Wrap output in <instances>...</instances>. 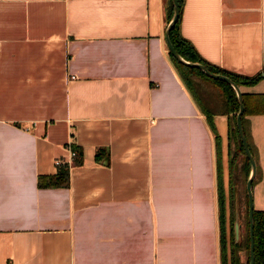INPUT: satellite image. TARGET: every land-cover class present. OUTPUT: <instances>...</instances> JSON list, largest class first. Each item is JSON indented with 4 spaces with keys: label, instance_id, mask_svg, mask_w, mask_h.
Masks as SVG:
<instances>
[{
    "label": "crops",
    "instance_id": "0c3cea01",
    "mask_svg": "<svg viewBox=\"0 0 264 264\" xmlns=\"http://www.w3.org/2000/svg\"><path fill=\"white\" fill-rule=\"evenodd\" d=\"M166 1L0 0V264H222L219 181L242 157L167 52ZM183 5L207 61L264 69V0ZM240 88L264 209V77ZM58 158L68 184L40 186Z\"/></svg>",
    "mask_w": 264,
    "mask_h": 264
},
{
    "label": "trees",
    "instance_id": "16d2710c",
    "mask_svg": "<svg viewBox=\"0 0 264 264\" xmlns=\"http://www.w3.org/2000/svg\"><path fill=\"white\" fill-rule=\"evenodd\" d=\"M178 5L180 7V13L176 19V23L169 31V37L171 38V41L176 49V51L181 54L184 58H187L192 61H197L200 63H203L210 71L215 73H223L227 76H229L234 82L237 84L242 85H251L252 83H255L260 78L264 77V69L261 72H257L255 74H252L251 76L244 75L238 72H233L231 70H228L223 67H218L217 65L207 61L203 56H201L195 49L192 42L186 38L183 37L180 33V17L183 10V3L184 0H177ZM167 6V21L172 15L173 12V6H172V0L166 1ZM171 60L175 64L177 70H179L183 81L187 86H189L196 102L197 100L201 101V96L204 95L208 99H212L216 102V104L220 105L222 104L223 109L220 110L224 113H231L233 128L232 132L235 135L236 143H237V149L239 151V154H243V162L245 165H247V175L250 170V164L249 159L246 156L245 150L243 149L242 142L240 140V135L237 130L236 126V111L239 107V101L237 100L236 93L233 89V87L228 84L223 79H216L214 77H211L207 75L204 71L202 72L201 69L195 67V66H189L184 65L183 63L179 62L173 54L168 50L167 51ZM214 86L211 90L208 87ZM245 93L242 92V97L244 100V110L241 114L242 118V124L244 115L246 113V100L244 98ZM199 104V103H198ZM203 105H200L201 108L204 110L206 116L208 117L209 121H212V115L215 111L210 108V106L207 103H202ZM244 128V125H243ZM245 132V130H244ZM246 133V132H245ZM247 138V136H246ZM248 142V141H247ZM249 146V144H248ZM103 149V148H102ZM251 149V148H250ZM70 151H71V161L72 164L80 163L82 160V151L81 147H79L74 142L70 143ZM106 153V149H104ZM252 151V150H251ZM103 150L98 149L95 151V158L100 160L102 158ZM103 154L106 156V154ZM108 157V154H107ZM237 157V156H236ZM231 158L230 159V169L231 164L237 161V158ZM242 157V158H243ZM106 162V161H105ZM69 163L64 160L56 165V172L54 174H45L44 176L39 177V185L40 186H66L69 182ZM257 172V171H256ZM230 173V172H229ZM256 175V174H255ZM255 178V176H254ZM254 178H253V184H254ZM219 181V180H218ZM245 197L247 199L246 201V219H245V234L242 237L240 235L238 240H235L234 236V219H235V213H234V206L233 204H230V217H229V240H226V231L224 226L225 221V197H223L222 193V181H219V194H218V214H219V230H220V246H221V254H220V260L222 264H242V261L239 258V251L241 249H245L247 251L246 259L244 264H249V241H250V230L249 227V220H248V197L245 193ZM253 245H254V264H264V209L262 208H253Z\"/></svg>",
    "mask_w": 264,
    "mask_h": 264
},
{
    "label": "water",
    "instance_id": "95a60500",
    "mask_svg": "<svg viewBox=\"0 0 264 264\" xmlns=\"http://www.w3.org/2000/svg\"><path fill=\"white\" fill-rule=\"evenodd\" d=\"M172 6H173V12H172V15L171 17L169 18V20L167 21V25L165 27V30H164V38H165V41H166V44H167V48L168 50L171 52V54H173L175 56V58L183 63L184 65H189V66H195L199 69H201V71L205 72L207 75L211 76V77H214L216 79H223L225 80L228 84H230L235 93H236V97H237V100L239 101V107L236 111V126H237V130H238V133L240 135V140L242 142V146H243V149L245 150V153H246V156L248 157L249 159V164H250V170H249V173L247 175V178H246V195L248 197V213H249V216H248V220H249V230H250V241H249V245H250V249H249V264H254V245H253V233H254V229H253V222H254V219H253V178L256 174V171H257V164H256V161H255V157L251 151V149L249 148L248 146V142H247V138H246V133L244 132V129H243V124H242V112L244 110V100H243V97H242V91H241V88L239 86V84H237L236 82H234L229 76L223 74V73H215V72H212L210 71V69H208L203 63H200V62H197V61H192V60H189L187 58H184L181 54H179L172 41H171V38L169 37V31L170 29L174 26V24L176 23V19L180 13V7L178 5V1L177 0H172ZM235 219H234V225H233V229H234V236H235V240H238L239 237H240V229H239V215L237 213V210L235 208Z\"/></svg>",
    "mask_w": 264,
    "mask_h": 264
},
{
    "label": "rangeland",
    "instance_id": "374dc122",
    "mask_svg": "<svg viewBox=\"0 0 264 264\" xmlns=\"http://www.w3.org/2000/svg\"><path fill=\"white\" fill-rule=\"evenodd\" d=\"M210 90L214 88V86L208 87ZM201 101L199 100V105H203L202 103H207L212 110L220 111L223 109L222 104L218 105L215 101L212 99L206 98L204 95L201 96ZM244 127L247 128V122L244 120ZM244 129V128H243ZM232 155V152H231ZM241 157H243V154H241ZM244 157L241 161H236L231 164V169L229 170L230 173H228L226 179H222V193L223 197H225V231H226V240H229V217H230V204H233L234 211L235 208L237 210V213L239 215V229H240V235L243 237L245 234V219H246V178H247V165L243 162ZM243 166V167H242ZM242 167V168H241ZM221 174V171H220ZM260 171L257 169L254 183L256 182V178L259 176ZM221 181V178H220ZM255 208V207H254ZM239 258L242 261V264L245 263L247 251L243 248L239 251Z\"/></svg>",
    "mask_w": 264,
    "mask_h": 264
},
{
    "label": "built area",
    "instance_id": "2783aa9c",
    "mask_svg": "<svg viewBox=\"0 0 264 264\" xmlns=\"http://www.w3.org/2000/svg\"><path fill=\"white\" fill-rule=\"evenodd\" d=\"M62 161H64V159H62V158H58L57 160H56V164H58V163H60V162H62ZM68 163H70V160H66Z\"/></svg>",
    "mask_w": 264,
    "mask_h": 264
},
{
    "label": "flooded vegetation",
    "instance_id": "af4514ba",
    "mask_svg": "<svg viewBox=\"0 0 264 264\" xmlns=\"http://www.w3.org/2000/svg\"><path fill=\"white\" fill-rule=\"evenodd\" d=\"M249 228V227H248ZM250 262V261H249ZM255 263V262H254Z\"/></svg>",
    "mask_w": 264,
    "mask_h": 264
}]
</instances>
